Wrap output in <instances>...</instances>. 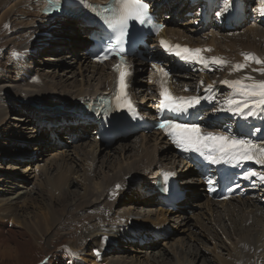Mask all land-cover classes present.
Listing matches in <instances>:
<instances>
[{
  "label": "rangeland",
  "instance_id": "obj_1",
  "mask_svg": "<svg viewBox=\"0 0 264 264\" xmlns=\"http://www.w3.org/2000/svg\"><path fill=\"white\" fill-rule=\"evenodd\" d=\"M16 1L18 2L15 4ZM37 1L38 0H11V1L7 0L6 3L3 4L2 0H0V220H2V222L5 221L3 223H12L13 215L11 211L14 208L8 205V201H10L12 198H15L16 203L14 205L15 207H17L16 209V215L18 216L17 218L29 223V227H32V229H36V225L33 224L36 223L39 219L44 220V218H49L48 221L49 222L51 221V224H49L50 226L43 225L41 227V231L39 230L32 231V233H27L26 234L27 236L21 234L20 231L23 230L21 225L19 229H14V227H9L10 229L19 232L17 233V236L15 238L16 239L15 244L18 243L20 246H22V250L21 252L17 253L15 256L6 255L0 257V264H45L46 261L47 264H85V262L87 264V262L89 261L82 260L81 259L82 256L80 255V253L83 250L89 254L90 252L92 253V251L95 252L97 244L95 245L92 242L91 237L89 239L88 237L81 238V235L89 233L87 231L88 229H86V227L89 226V223L90 224L94 223L93 224L94 229L103 228V223L100 221V219L97 221V216L99 212L103 213L106 211L107 218H111L113 216L114 219L115 218L117 219V217L122 218L125 217L126 214L131 215V218L133 217L137 218L138 216H143L144 214H147L148 210L150 209L145 208V204L147 205V202L145 200H141L138 203H132V202L126 203L127 201H130V199L132 198L128 197L126 198L125 202H121L120 197H122L123 195H117V198L114 200V202H119V203H116L113 207L112 204L114 202L110 203L108 206L104 208L91 207L90 209H87L86 212L82 210L78 212L77 211L78 208H75L73 205L76 202L79 203L80 196L83 195L84 193L85 185H83L84 180L83 177L81 176L82 172L76 171L75 173L72 174V176L70 177V181H74V183L71 184L72 186H70L72 190V195L64 198H61L63 193L62 190L61 192L56 191L54 193V191L50 189V185H49L51 182L53 183V181L50 180H53L57 175V166L50 165L51 168L47 170V174L44 175L41 174L44 173L42 168L50 164L51 162L50 159L57 157L60 153L57 154L53 151H50L52 150V147L47 146L45 137L41 136L38 133V131L34 127H32V123L29 122L30 119H24V121L23 119H20V117L22 116V112H20L21 111L20 106L12 103V101L9 100L8 96L6 94H3V91L1 90V88L5 85L10 87L17 86L18 84L22 83V80L25 76L26 71L24 73H21L22 69H17L16 61L20 58L19 56L21 55H19V53H22V50L25 51V56L28 57V54H26L28 47L24 48L25 38L30 40L33 39L32 36L35 35L36 29L39 30L40 28H42L41 25V22H43L42 20L34 19L31 16H24L27 13L31 15L32 12L34 11V9L32 11L30 9H27L26 6H29V8L30 6H37ZM245 4L249 6H245ZM258 4L260 5L259 2L257 3V0H246V1L243 0L241 7H246V9L249 10L250 14H252L258 11V8L260 7L258 6ZM10 12L11 14L10 16H8L7 14ZM14 21L17 22V25L15 27H11V24L13 25L14 23H16ZM263 22L264 21H262L261 19V14H259L257 15V18L253 23L245 24L244 26L237 28V31H233L230 34H228L229 31L227 32L226 30H222L223 29L222 27H221L222 29L219 28L220 26L216 28L217 30L221 31L222 36L228 35L226 38H233V39L237 38L238 41L237 40L234 41L239 44L236 43L234 44L233 41L224 43L223 42L224 40H222L221 37L217 38L216 34L214 35L210 34V39L216 37L217 39L222 40L218 42V44H215V46H218L219 48L218 50L220 52L226 53L228 57L234 58L233 63L244 62V56H242L241 53L244 51H248L249 53L258 56L259 58L264 59V24H262ZM60 24L61 23L59 22L57 25L58 29H60L61 27ZM5 25H8V27H5ZM70 27L71 26L69 24L67 25L64 24L61 30L63 32L62 35L63 38L66 39V40L63 39L59 46L61 52L57 50L56 52H51V54H49L48 52L51 50L50 48L47 47L45 48V52H47V54L39 55L38 56L39 60H37V63H34L33 59L30 62L28 61L29 63L28 65L32 66V63H34V65L36 66L35 68L34 67L31 68V72L33 71L32 75L36 77L40 76L41 78L43 77L44 80L46 79L48 82L56 83V85H63L68 80L75 81L78 79V81H80L83 75L86 76L91 75V74L88 75L89 73L88 71L79 72L78 70H76L78 69L79 64H77L76 68H74L75 66L74 60H76L75 58H77V56L75 55L72 49L73 47L72 45L81 44V41H83L82 40L83 36L80 37V35H82V31L80 29L72 31ZM254 29L257 30L258 34L261 33V35H255V33L253 34V32H255ZM233 45H234L233 48H229V46L232 47ZM68 47H70V53L65 51ZM231 53L236 54V56H231L232 55ZM29 56L30 58H32L34 57V54L33 55L29 54ZM47 56H49L50 58L48 59ZM52 58L53 59L55 58V60H53ZM26 59L27 58H25V61ZM259 67H261V65H257L254 61H251L249 62V67H247V69H255ZM255 73L258 79H264V75L258 72ZM66 91L67 90H64V88H61V91L54 95L58 96L60 94H64ZM58 100L59 99L56 98L50 100L48 103L49 105H52V102H56ZM5 104L13 105L15 108L12 107V110L10 112L3 113L1 109L3 108V105L5 106ZM56 104L58 103H55L54 106ZM23 118H25V116ZM151 135L153 134L151 133L148 136ZM37 136L39 140L43 142V148L40 149L41 155L46 153L48 156L44 155V159L37 160L36 162L33 163V160H36V157H38L35 152V150L39 149V148H35L37 143ZM132 141H133L132 139L122 140L119 143L106 148V151L100 155L99 161L96 163L94 170L95 173L93 171L95 182L105 174H108L109 172L110 173L108 175L113 174V172L116 170V167L115 169L112 168L114 170L110 169V167L116 166V164H118L120 160L126 159L129 153H131V150H129L130 146H128V144H130ZM139 145L140 144L138 143V145L136 146L138 149L137 151L136 150L132 151L136 155L142 153L141 148L139 149ZM121 149H124L122 154L120 153ZM54 151L61 152L62 149L54 148ZM69 151L70 152L68 154L71 155L74 154V150H69ZM168 151H170V149H168ZM30 155H32L31 162L30 161H28L27 163L18 162L19 159H23V160L30 159L29 157ZM65 157H67L66 154L61 153V155L58 158L59 163L64 161ZM77 164L78 167L81 169V166L84 163L77 162ZM64 187L65 186H63L62 189L65 190L66 188ZM74 191H76V194L73 193ZM109 191L110 190H105V189L102 191L104 194L103 198L107 197ZM49 200L52 202V206H47L44 204ZM64 200H67V202ZM121 203H125V204H121ZM43 204L45 205V207L43 206ZM131 204L133 206H131ZM3 206H5L6 208ZM46 207L47 210L49 209V207L55 208L56 215L58 216L55 223L52 220L53 217H50V214L47 215L48 211H46ZM8 213L10 214L5 215ZM191 214L194 215L196 214V212L194 211ZM69 215L73 218H71ZM76 216H78V219H76ZM114 219L112 220L115 221ZM208 222H210V220ZM173 223L174 222L172 221L171 224L173 225ZM217 223L219 229L224 231L225 223L229 224V220L219 219ZM177 226L175 224L173 225L175 234L172 235L171 238H169L167 241L163 243H159L160 247H157L156 251L161 250L163 246H166L165 248L168 259L165 258L164 260H161V262L165 261L166 264H171L173 262L174 263L177 262L176 260H179L183 263H187L192 257L193 261H198L196 264H221L218 253H220L224 259H226L225 257L227 258L230 257L229 252L231 250V245L232 242L234 243L236 241L235 239L236 237L230 238L227 235H225L226 233L224 234L225 231L224 232L221 231L222 236L225 239H227L228 237V239L226 241L224 238L220 236V240H217L215 236L217 241L216 243H218L219 246L221 247L218 249H214V243L211 244L207 238L202 242H198L192 239L191 236L188 235L186 241H182L183 234L178 232V229H176ZM9 230L5 232V234H7L8 236L10 235ZM203 232L206 236L211 234L207 228H205ZM230 232L233 233V230L231 228H230ZM211 235H215V234H211ZM235 236H237L236 233ZM2 240L4 239L0 238V241ZM104 242L105 240H102L98 243V249H100V247L104 245ZM70 245L73 247H70ZM252 246L254 245L252 244ZM207 247H209V250H207ZM77 248H79V251L78 253L75 254L74 250ZM116 248L117 247H115L114 245L115 250ZM133 248H135L133 249L135 253L140 249L136 247ZM103 249L104 248H101V250H99L100 253L99 254L97 253V256L101 254V251ZM128 249L129 248L127 247L125 250L122 249L118 253L114 252V254L117 253V255L108 252L107 260L111 259V257L112 259L113 258L118 259V257H120L121 258L120 262H122V264H124V261L125 263L129 262L131 264H150V262L146 259L147 257L145 256V254L142 255L140 259H133L134 260L133 262L128 261L130 260V257L134 255L131 252L132 250H128ZM150 249L154 250V248L151 247ZM194 249L196 250L197 253L199 252V249H202L203 251L207 252L208 261L204 262L203 260H199L198 258L196 259L195 254H192L191 256L189 251ZM153 250H149L148 253L150 254ZM168 251L172 252L174 256L173 255L171 256ZM94 254L96 255V253ZM260 255L257 258L256 260L257 262H255V264H264V251L263 252L260 251ZM89 258L92 257L89 256ZM127 258L128 260H126ZM150 260L151 262H154V258H151Z\"/></svg>",
  "mask_w": 264,
  "mask_h": 264
},
{
  "label": "bare ground",
  "instance_id": "obj_2",
  "mask_svg": "<svg viewBox=\"0 0 264 264\" xmlns=\"http://www.w3.org/2000/svg\"><path fill=\"white\" fill-rule=\"evenodd\" d=\"M6 1L7 0H2V3L4 4V3H6ZM9 1H11V0H9ZM242 1L243 0H235L234 5L240 4V6H242ZM244 1H246V0H244ZM17 2L18 1H16L15 4ZM258 2H259V0H257V3ZM44 3H45V0H38L37 6H30V8H29V6H26L27 9H30L31 11L34 9V11L32 12L31 15H29L27 13L24 16H31L34 19H38V20L43 21V22H41L42 28H40L39 30L36 29V32H35L36 35L41 34L45 30L46 31H49L51 29L52 30H58L57 25L59 22H56L55 24L51 25L52 28H50V29L44 28L43 25L45 24L46 19H47V18H45V15L42 13V10L44 8ZM210 6H217L216 2L211 3ZM258 6H260V5L258 4ZM18 8H19V6H18ZM10 14H11V12L8 13L7 15L10 16ZM14 22H16V21H14ZM68 22H69L68 24L71 26L70 29H72V31L79 30V29L82 31L81 27L77 23H74V22L72 23L70 20ZM16 25H17V22L14 23L13 25L11 24V27H15ZM219 28H221V27H219ZM188 30H189V28H186V29L177 28V31L180 35H186V32ZM222 30H224V29H222ZM234 31H237V29ZM254 33H255V35H261V33L258 34L257 30H255V32H253V34ZM81 36H83V38H82L83 41H81V44L72 45L73 51H74L75 55L77 56V58H75L76 60H74V62H75L74 68H76V65L79 64V67L76 70H78L79 72L88 71L89 72L88 75L91 74L90 76L83 75V77L80 81H78V79L75 81H69L68 80L63 85H56V83L48 82L46 79L44 80L43 77L41 78L40 76H37V77L34 75L32 76V73L27 72L25 74L23 80H22V83L18 84L17 86H15V87H10L7 85L3 86L1 88V90L3 91V94H6L9 98V100L12 101V103L19 105L21 110L25 111V109L27 108L29 110L30 114L34 117L36 115V111L32 108L38 109L41 107V104L45 106L47 103L46 107L51 108L54 106L55 103H58L59 105H61L63 103L72 105V104H75L76 102H78V100H79V102L76 104V105H79L81 103L80 99H82L84 96H86V94L92 95L93 92H95V91L103 90L106 83L109 80L108 66L93 63L88 59V57L85 56V54L83 52L84 51L83 47L85 46V44L86 45L89 44V42L87 41L88 37H85V35H80V37ZM227 36L228 35L222 36V34H221V39L224 40L223 41L224 43L233 41L235 44L236 42L234 40L238 41L237 38H235V39L226 38ZM33 37H35V35ZM23 38H24V36H23ZM33 39L30 40V39L25 38L24 48H27V47L32 48L33 44H36L37 46L40 45L39 43H33L32 42ZM28 40H30V41H28ZM222 40H219L216 37L215 38L213 37L211 39V42L215 45V44H218V42H220ZM236 44H239V43H236ZM233 47H234V45L232 47L229 46V48H233ZM218 49H219L218 46H216L217 51H219ZM231 56H236V54H232ZM25 58H26V56H25ZM230 58H232V57H230ZM232 59H234V58H232ZM28 64L29 63H26L25 65L27 66ZM233 65L234 64L232 62V66ZM245 74H250V75H252L258 79V77H257L256 73L253 71V69L245 68L244 70L242 69L238 72H233V71L229 72V75L230 76L232 75L235 79L242 77ZM53 77H54V75H53ZM61 88H64V90H67V91L64 94H60L58 96L54 95L56 93H59L61 91ZM56 98H58L59 100L56 102H52V105H49L48 102L50 100H53ZM12 107L15 108L13 105H6L5 104V106L3 105V108L1 110L3 113H8L12 110ZM25 119H27V118H25ZM158 142H159V136L156 135L152 138V135L151 136L145 135L143 137V140H141L139 142L140 143L139 149L142 148L143 153L136 155L132 151L138 150L136 147L138 145V143L133 140L130 144H128V146H130L129 150H131V153H129L130 156L126 155L127 157L125 160H120V162L118 164H116V166L110 167V169H112V168L115 169V167H116V170L113 172V174L108 175L110 173L109 172L108 174H105L104 176L99 178V180H97L96 182L94 181L93 171L95 170L96 163L99 161L100 155L103 152H105L106 148H108V147L107 146L106 147L99 146L97 143H95L91 139L88 141H85V142H80L76 146V148L73 149L74 150L73 155L68 154L70 151L66 150L64 152V154H66L67 157H65L64 161H62L60 163L58 161V158L61 154L57 153L59 155L58 156L56 155L57 157L51 158L50 164H48L47 166L42 168L44 173H41V174H43V175L47 174V170L51 168L50 165L57 166V175L53 180H50V181H53V183L51 182L49 185H50V189L53 190L54 193L56 191L61 192V190H62L63 193H62L61 198H64V197H69L70 195H72V190L70 188V186H72L71 184L74 183V181H70V177L72 176V174L75 173L76 171L82 172L81 176L83 177V180H84L83 185H85L84 193H83V195L80 196L79 203L75 201L76 203H74V205H73L75 208H78L77 209L78 212H80L81 210L86 212V210L90 209L91 207L104 208V207L108 206L110 203H113L114 200L117 198V195H123L122 197H120L121 202H125L126 198L131 197L132 199H130V201H127L126 203H130V202L138 203L141 200H144V198L139 196L136 191L131 189V184L138 178L139 179L144 178V183H146V184H151V182L153 181L154 178H153L152 173L151 174H147L144 172L142 173L141 169H143L144 166H146L147 168L148 167L151 168L152 166L157 165V163H158L157 159L159 158V156H157ZM155 143L157 145L156 148L154 147ZM124 149L120 150L121 154L124 151ZM165 155H166V150H163L162 151V157ZM61 157H63V156H61ZM77 162L84 163V164H82L81 169L78 167ZM65 166H68L69 168L65 167ZM114 169H112V170H114ZM191 172L192 171L190 170V171H187L186 173H187V175H190ZM94 173H95V171H94ZM140 176H143V177H140ZM117 185H119L120 187L117 188L116 187ZM63 186H65L64 187V188H66L65 190L62 189ZM165 188L168 189V187H165ZM104 189L110 190V191H109V194L107 195V197L103 198L104 194L102 191ZM164 189H161L160 192L157 193V196L158 195L162 196L164 193ZM26 193H28V192H26ZM73 193L76 194V191H74ZM185 198H186V196H184V199ZM64 201L67 202V200H64ZM145 201L147 202V205L150 204L149 200H145ZM15 203H16L15 198H12L10 201H8V205H10V206H12V208H14L11 211V213L13 215L12 216V219H13L12 223H3L5 221L2 222V220H0V238L4 239V240L0 241V257L6 256V255H9V256L14 255L15 256L17 253L21 252V250H22V246H20L18 243L15 244V241H16L15 238L17 236V233H19V232L12 230L9 227H14V229H19L20 225H21V227L23 228V230L20 231L21 234H23L24 236H27L26 234L32 233V231H36V230L41 231V227L43 225L47 226V225L51 224V221L50 222L48 221L49 218H44V220L39 219L36 223L33 224V225H36V229H32V227H29V223H27L24 220H20L19 218H17L18 217L16 215L17 207H15V205H14ZM116 203H119V202H114L112 204V207ZM25 204H26V201H25ZM44 204L47 206H52V202L50 200L45 202ZM44 204H43V206L45 207ZM121 204H125V203H121ZM189 205L190 204L188 203L186 206H183L182 211L179 213H166V212H160L158 210L156 211L154 209H150V210L146 209V210H148V213L144 214L143 216H139V218L138 217L137 218H134V217L131 218V215H127V214L125 215V217H122V218L117 217V219L116 218L114 219L113 218L114 216L111 218H107V212L106 211L103 213L99 212L98 216H97V221L100 219V221L103 223V228L94 229V226H93L94 223H92V224L89 223V226L86 227V229H88L87 231L89 233L81 235V238H85V237L87 238L88 237V239H89L91 237L92 242L95 245L97 244L96 246L98 247V243L100 241L104 240V237L101 235L103 233H107L109 235L108 241L104 242V245H102L100 247V249H98V251H97V253H98L99 250H101V248H105L107 246L109 247L110 245L114 246L116 242H120V240H118L120 238L126 239L127 237H132V238L137 237V233H140L143 230L144 224L141 221H146L149 223H160V222H162V223L170 222L171 223L173 221L174 222L173 225L174 224L176 226L178 225L176 227V229H178V232L183 234V237H182L183 240L182 241H186V239L189 235L195 241L202 242L203 240H205L207 238V236L203 232V230L205 228H207L211 234H215L217 240H220V236H219L220 235V229H219L217 221H219V219L220 220L228 219L229 224L225 223L224 231L228 237H230V238L236 237L235 238L236 241L234 243L232 242L231 250L229 252V255H230L229 258L225 257L226 259H224L223 256L220 253H218L221 264H255V262H257L256 260L260 255V251H262V252L264 251V213L260 209L259 204L256 200L247 199V200L237 201V202L230 201L227 204H218V203H214V202L206 199V202L204 203V205L201 207V205H202L201 204L198 212L194 215L187 211V207ZM131 206H133V205L131 204ZM3 207H5V206H3ZM46 211H48L47 215L50 214V217H53L52 220L55 223L57 218H58V216L56 215L55 208L49 207V209L47 210V207H46ZM192 212H194V211H192ZM9 214L10 213L5 214V215H9ZM140 214H141V212H140ZM78 216H76V219H78ZM71 218H73V217H71ZM112 219H114L115 221H113ZM67 220H68V218H67ZM209 220H210V222H208ZM138 223L139 224L141 223V224L139 225ZM144 227H145V225H144ZM147 228H149V226ZM230 228L233 230V233L230 232ZM7 230H9V233H10L9 236L7 234H5V232ZM235 233L237 236H235ZM132 234H133V236H131ZM193 236H195V237H193ZM9 241H10L11 245L9 244ZM74 244H75V242H74ZM85 244H87V243H85ZM252 244L254 246H252ZM70 247H73V246L70 245ZM150 247L154 248V250L150 249ZM157 247H160L159 243H153L149 247L140 248L135 253V251L133 250L135 248H133L132 246H128V248H129L128 250H132L131 252L134 255L132 257H130V260H128V258L126 260L133 262L134 261L133 259H140L142 257V255L145 254V256L147 257L146 259L150 262V264H166L165 261L161 262V260H164L165 258L168 259V256L166 254V248H165L166 246H163L161 248V250L156 251ZM220 247L221 246H219L218 243L214 244V249H218ZM126 248L127 247H125L124 250ZM113 250L115 251L114 248H113ZM149 250H153V251L149 254L148 253ZM194 250H191V251L188 250L189 253L191 254V256H192V254H195L196 259L198 258L199 260H203L204 262L208 261L207 252L203 251L202 249H199V252L197 253L196 250L195 251ZM207 250H209V247H207ZM74 251H75V254L78 253L79 248L75 249ZM102 251H101V253H102ZM106 252H107V250H105V255H106ZM168 252L171 256L173 255L172 252H170V251H168ZM94 253L95 252L92 251V253L90 252V254H89L83 250L80 253V255L82 256L81 259L85 260V261H89L91 263L100 264L99 256H97V253H96V255ZM105 255H104V259H103L102 264H122V262H120L121 261L120 257H118V259H114V258L112 259V257H111V259L108 258L109 260H107V256H105ZM89 256H91L92 258H89ZM186 256H187V254H186ZM84 258H86V259H84ZM151 258H154V262H151V260H150ZM177 258H179V257H177ZM176 261L177 262H175V263L173 262L171 264H196L198 262V261H193L192 257L190 258V260L187 263H183L179 260H176ZM85 264H86V262H85ZM124 264H131V263H129V262L125 263V261H124Z\"/></svg>",
  "mask_w": 264,
  "mask_h": 264
},
{
  "label": "snow or ice",
  "instance_id": "obj_3",
  "mask_svg": "<svg viewBox=\"0 0 264 264\" xmlns=\"http://www.w3.org/2000/svg\"><path fill=\"white\" fill-rule=\"evenodd\" d=\"M258 12L264 15V0H259ZM235 0H222L221 11L216 12L219 17L229 12L234 7ZM51 10H60L61 0H49ZM106 13H110L103 21L113 31L107 40L102 41V47L95 54L97 60L103 61L109 57L118 56L119 62L114 65L118 72V84L114 94L115 110L126 111L129 114L136 112L135 105L128 95L127 77L131 74L125 60V54L131 50L137 40V30H133L131 22L144 25L152 20L149 0H114L113 4L100 6ZM49 10V9H46ZM8 27V25H5ZM164 25H156L155 31L159 33ZM159 45L171 55L179 57L188 64H199L205 68L212 65L224 66L230 62L217 56H207L204 53L211 49L192 48L179 43L172 44L161 39ZM244 62L236 63L231 71L238 72L249 67V62L254 61L259 68L254 72L264 75V59L252 53H243ZM159 84V109L161 114L157 126L164 131L171 142L184 152H192L203 157L212 164H228L233 167H242L246 162L252 161L257 165L264 166V142H257L252 138V133L237 135L225 128L222 132L208 131L201 127L202 121L180 122L181 117L189 113L190 109L197 108L202 101H216L217 96L213 91V85H207L204 89L207 95L177 96L168 86L170 72L160 68ZM203 84V81H201ZM231 89V93L222 101V106L214 108V112H228L233 116L247 119L248 117L264 116V79L245 74L237 79H225L220 82ZM188 89L186 88L185 91ZM105 114L107 110H105ZM173 114V115H168ZM100 115V113H97ZM255 133H262L264 129L256 128ZM264 140V137H260ZM244 179L251 180L258 177L264 182V172L257 173L255 170H246L242 173ZM211 182V181H209ZM117 188L120 186L117 185ZM239 187V185H236ZM47 264V261L45 262Z\"/></svg>",
  "mask_w": 264,
  "mask_h": 264
}]
</instances>
